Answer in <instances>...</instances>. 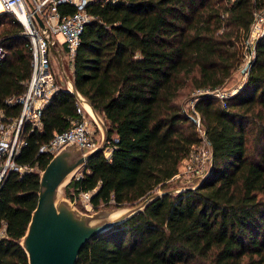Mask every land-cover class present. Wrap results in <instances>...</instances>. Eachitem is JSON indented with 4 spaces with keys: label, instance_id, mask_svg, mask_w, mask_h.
Returning a JSON list of instances; mask_svg holds the SVG:
<instances>
[{
    "label": "trees",
    "instance_id": "obj_1",
    "mask_svg": "<svg viewBox=\"0 0 264 264\" xmlns=\"http://www.w3.org/2000/svg\"><path fill=\"white\" fill-rule=\"evenodd\" d=\"M57 9L75 10L70 3ZM262 9L264 0L88 1L71 71L77 90L104 118L108 143L71 180L66 196L94 189L93 204L112 199L110 205L124 206L165 187L201 141L194 112L184 106L193 93L212 164L196 187L158 197L87 241L75 264H264V33L224 106L196 93L223 86L240 67L253 13ZM0 45V119L10 120L20 104L6 99L26 89L31 53L21 24L6 11ZM76 104L57 90L40 126L25 129L16 162L43 169L50 157L38 152L39 144L68 127ZM38 180L35 171H9L0 183V264L26 263L19 239Z\"/></svg>",
    "mask_w": 264,
    "mask_h": 264
},
{
    "label": "built area",
    "instance_id": "obj_2",
    "mask_svg": "<svg viewBox=\"0 0 264 264\" xmlns=\"http://www.w3.org/2000/svg\"><path fill=\"white\" fill-rule=\"evenodd\" d=\"M88 1L0 0V12L3 10L10 13L13 19L21 24L22 32L27 39L31 53V72L26 81V89L19 96H12L6 99L7 103H19L20 112L17 117L10 120L0 119V183L9 171H16L18 173L40 171L37 163L34 165L20 164L16 162L15 156L26 142L24 138L25 129L33 131L40 126L42 109L49 103L53 94L58 90L53 71V60L50 56L49 44L44 32H49L55 39L58 33L62 35V42L56 40L61 46L62 52H64L70 70H72L75 49L80 41L83 26L89 18L85 12V6ZM60 3L72 4L75 8L74 12L67 14L59 13L57 5ZM36 16L42 20L43 27L39 26ZM253 16L254 19L249 33L244 40L245 50L243 63L246 66V71L243 73L244 78L254 58L253 45L255 39L264 33V9L254 11ZM4 55L5 51L0 45V59ZM237 90L238 88L234 91H229L220 86L208 91L197 90L196 93H208L216 97L222 106H224L226 99L232 96ZM191 110L195 115L196 129L201 141L191 149L188 156L182 161L178 171L166 179L164 183L170 184L179 181L181 185H187V182H184V180L190 182L192 179H202L208 171L211 149L205 138L204 131L199 124V116L193 109V101ZM76 113L77 117L70 120L66 129L54 131L47 141L39 144V153L51 157L70 142H76L82 148H92L97 144L98 135H96L90 119L78 103L76 104ZM1 116L2 112L0 111ZM83 168L74 175V179H79L83 176ZM93 192L94 189L80 190L77 193L72 192L70 199L80 210L85 212L93 211L99 206L112 204V199L107 202L99 201L97 204H93L91 201ZM3 236H5L4 226L0 227V238ZM19 264L26 263L20 262Z\"/></svg>",
    "mask_w": 264,
    "mask_h": 264
},
{
    "label": "water",
    "instance_id": "obj_3",
    "mask_svg": "<svg viewBox=\"0 0 264 264\" xmlns=\"http://www.w3.org/2000/svg\"><path fill=\"white\" fill-rule=\"evenodd\" d=\"M36 19L39 26L43 27L42 20L38 16ZM44 35L49 44L50 56L56 64V70L53 68V71L58 90L73 95L96 127L98 141L92 148H82L76 142L66 144L54 153L38 172L37 200L26 230L19 239V245L25 253L26 264H75L79 251L87 241L123 224L142 212L154 199L194 188L201 183V179L193 186H172L152 191L131 205L100 208L93 212L80 210L66 196L65 188L91 157L105 150L108 129L102 115L77 90L72 71L63 59V52L57 40L47 31ZM245 71L246 66L241 69L242 73ZM211 164L212 159L209 167Z\"/></svg>",
    "mask_w": 264,
    "mask_h": 264
},
{
    "label": "rangeland",
    "instance_id": "obj_4",
    "mask_svg": "<svg viewBox=\"0 0 264 264\" xmlns=\"http://www.w3.org/2000/svg\"><path fill=\"white\" fill-rule=\"evenodd\" d=\"M1 12H3V10H1ZM10 14V13H9ZM23 30V29H22ZM22 35H24V33L22 32ZM56 39L59 41V42H62V40H63V38H62V35L61 34H57L56 35ZM63 59H64V61L67 63V60H66V58H65V56H64V52H63ZM52 63H53V68L56 70V64H55V61H52ZM68 64V63H67ZM243 66H244V63L243 64H241L240 65V67L238 68V69H236L233 73H232V75L227 79V81H226V83L223 85V86H221V87H223L224 89H226V90H229V91H234L235 89H237V88H239L240 87V85H241V83L243 82V73L241 72V69L243 68ZM195 93H193L192 95H191V97L190 98H186L185 99V101H184V106L186 107V108H189V109H191V106H192V99H193V95H194ZM90 122L92 123V127L94 128V129H96V127L94 126V124H93V122L91 121V119H90ZM96 132H97V129H96ZM96 135H98V132L96 133ZM180 167H181V165H180ZM77 173V172H76ZM199 180H200V178H196V180L195 179H192L190 182H188V181H186V180H184V182H187L186 184L187 185H191V184H194V183H198L199 182ZM198 181V182H197ZM172 186H184V185H181V182H179V181H177V182H173V183H170V184H167L165 187H158V189H154L153 191H157V190H160V189H163V188H170V187H172ZM66 193V192H65ZM80 208H81V206L80 205H78ZM114 206H112V205H106V206H99L97 209H100V208H113ZM96 210V209H95ZM94 211V210H93ZM93 211H90V212H93Z\"/></svg>",
    "mask_w": 264,
    "mask_h": 264
},
{
    "label": "bare ground",
    "instance_id": "obj_5",
    "mask_svg": "<svg viewBox=\"0 0 264 264\" xmlns=\"http://www.w3.org/2000/svg\"><path fill=\"white\" fill-rule=\"evenodd\" d=\"M0 8H1V6H0Z\"/></svg>",
    "mask_w": 264,
    "mask_h": 264
},
{
    "label": "crops",
    "instance_id": "obj_6",
    "mask_svg": "<svg viewBox=\"0 0 264 264\" xmlns=\"http://www.w3.org/2000/svg\"><path fill=\"white\" fill-rule=\"evenodd\" d=\"M243 79H244V77H243Z\"/></svg>",
    "mask_w": 264,
    "mask_h": 264
}]
</instances>
